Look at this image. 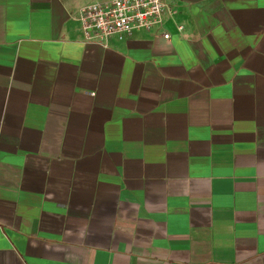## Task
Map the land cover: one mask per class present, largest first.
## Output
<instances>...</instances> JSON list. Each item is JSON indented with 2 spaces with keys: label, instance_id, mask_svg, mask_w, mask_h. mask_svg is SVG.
<instances>
[{
  "label": "crops",
  "instance_id": "crops-1",
  "mask_svg": "<svg viewBox=\"0 0 264 264\" xmlns=\"http://www.w3.org/2000/svg\"><path fill=\"white\" fill-rule=\"evenodd\" d=\"M107 1L0 0V264H264V0Z\"/></svg>",
  "mask_w": 264,
  "mask_h": 264
},
{
  "label": "built area",
  "instance_id": "built-area-1",
  "mask_svg": "<svg viewBox=\"0 0 264 264\" xmlns=\"http://www.w3.org/2000/svg\"><path fill=\"white\" fill-rule=\"evenodd\" d=\"M171 13L166 0H110L83 6L76 20L85 42L107 46L111 38L123 41L137 32L163 30ZM162 37L169 40L170 34L164 32Z\"/></svg>",
  "mask_w": 264,
  "mask_h": 264
}]
</instances>
